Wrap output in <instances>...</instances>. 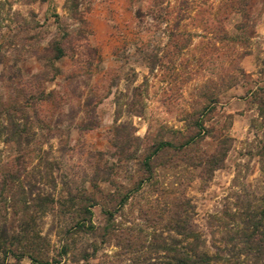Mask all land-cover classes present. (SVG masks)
Returning a JSON list of instances; mask_svg holds the SVG:
<instances>
[{
  "label": "rangeland",
  "instance_id": "rangeland-1",
  "mask_svg": "<svg viewBox=\"0 0 264 264\" xmlns=\"http://www.w3.org/2000/svg\"><path fill=\"white\" fill-rule=\"evenodd\" d=\"M70 4L0 0V228L33 217L49 264H264V219L246 241L264 209V0ZM33 248L0 242V264H36Z\"/></svg>",
  "mask_w": 264,
  "mask_h": 264
},
{
  "label": "trees",
  "instance_id": "trees-1",
  "mask_svg": "<svg viewBox=\"0 0 264 264\" xmlns=\"http://www.w3.org/2000/svg\"><path fill=\"white\" fill-rule=\"evenodd\" d=\"M71 1V11L74 15H77L76 10H77V0H70ZM79 14V13H78ZM58 42L53 43V48H54V53L52 56H45L46 60V65L52 67V60L59 58L62 54L63 51L61 47L57 44ZM45 50L48 49V44L44 46ZM197 136H200V129L196 131L195 134L190 135L188 139L185 141L181 142L178 146L172 143L171 141H159L153 148V150L147 154V171L150 172V160L154 158V156L158 155V153L167 150L168 148H184L187 146L190 142H194ZM37 201H41L42 198H32ZM84 211H86L88 214H90V211L88 209V206L83 207ZM25 210V209H23ZM264 219V209L262 211V217L258 219V221H252L250 223L251 228L248 233H246V241L250 243V238L252 234L255 232V230L258 228L259 225H262L263 223L262 220ZM33 217H29L28 219H22L19 222V232L18 233H11L8 234L5 232V224H2V227L0 228V242H3L4 244H8L9 246H12L17 244V246L24 248L26 246L32 245L34 248L31 249H24V252L26 251L28 253V257L32 260V262L36 264H49L48 259L44 257L45 255V247L39 248L38 245H41L43 243V238L39 236L37 232L33 231ZM89 224V223H88ZM79 226H84L83 222L79 223ZM91 226V225H89ZM183 229H186V227H182ZM192 236V235H191ZM10 248V247H9ZM251 248L249 247L248 250ZM8 252L13 255H16L14 248L11 249H6ZM5 250V251H6ZM33 251V252H32ZM172 257L174 258L175 263L173 264H208V261L210 259V256L205 253L204 251L200 250L198 252H194L193 255L187 254V252L179 253V254H173ZM6 264H19L18 262H13V263H6Z\"/></svg>",
  "mask_w": 264,
  "mask_h": 264
}]
</instances>
